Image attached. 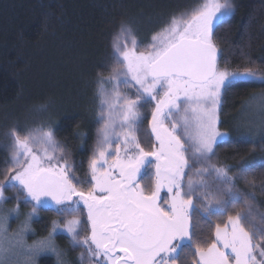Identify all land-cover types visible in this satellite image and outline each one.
<instances>
[{
	"label": "snow or ice",
	"instance_id": "snow-or-ice-1",
	"mask_svg": "<svg viewBox=\"0 0 264 264\" xmlns=\"http://www.w3.org/2000/svg\"><path fill=\"white\" fill-rule=\"evenodd\" d=\"M231 8L229 0H204L190 19L186 14L180 20L174 17L160 46L154 43L155 51L147 54H137L134 37L132 49L114 45L118 55L109 79L116 81L115 99L101 85L102 127L89 163L88 189H81L83 182L72 173L73 165L51 130L35 129L23 138L15 130L8 169L15 174L7 184L0 183V204L7 199L5 188H10L23 194L25 204L35 202L33 214L37 207H54L57 215L72 217L61 221L64 229L98 264H187V257L191 264H264V227L250 220L251 198L235 188L224 168L211 163L213 145L222 136L216 127L222 91L257 79L250 68L242 73L217 68L211 34L215 24L226 22ZM121 67L126 70L120 72ZM260 83L264 85V79ZM121 84L139 86L135 99L126 94L120 98ZM152 102L149 133L143 130L141 108ZM34 146L42 151H33ZM57 152L62 155L56 157ZM256 167L264 168V161L242 165L238 171L245 175ZM242 200L247 213L229 215L227 223L215 224L213 231L211 218ZM81 205L90 224L84 239L78 218ZM13 211L18 215L19 207ZM194 215L208 226L209 234L196 231ZM6 220L0 216V232ZM30 220L31 214L25 228ZM259 220L264 225V215ZM58 227L54 223L53 232ZM20 245L17 239L7 248L0 246V264ZM43 249L59 257L51 238L27 251Z\"/></svg>",
	"mask_w": 264,
	"mask_h": 264
},
{
	"label": "trees",
	"instance_id": "trees-1",
	"mask_svg": "<svg viewBox=\"0 0 264 264\" xmlns=\"http://www.w3.org/2000/svg\"><path fill=\"white\" fill-rule=\"evenodd\" d=\"M203 3L204 0H0V183L7 184L12 173L8 169L13 164V131L18 130L23 138L35 129H44L52 131L73 165L72 173L83 182L81 189L86 191L89 163L102 127L101 85L115 99L116 81L109 79L118 55L114 45L132 49L134 37L137 54L153 52L151 46H160L157 42L174 17L180 20L186 14L185 18L190 19ZM229 3L232 8L226 22L217 23L211 34L219 52L218 70L242 73L250 68L257 73V79L222 91L216 125L222 136L213 145L211 163L224 168L235 188L248 194L254 214L250 220L264 227L259 220L264 215V168L256 167L245 175L238 171L242 165L264 161L263 127L244 130L242 123L246 110L257 111L260 118L264 112V85L260 83L264 79V0ZM122 28L130 34L122 32ZM125 70L119 68L120 72ZM137 87L121 84L120 98L126 94L135 99ZM251 102L253 109H248ZM119 108L117 104L115 110ZM151 110L153 103L141 108L143 130L149 133ZM33 151L42 149L34 146ZM54 155L60 157L62 153ZM4 196L7 199L0 206L9 212L18 206L27 220L33 203L25 204L23 194L10 188H5ZM223 199L227 203L228 195ZM81 209L78 218L84 239L89 228L82 206ZM247 211L243 200L228 204L222 214L211 218L212 230L215 224L226 223L229 215H244ZM71 218L57 215L54 208L37 207L28 223L33 231L28 240L51 238L59 252V257L57 253L41 255L37 264H98L87 255L86 246L74 244L70 236L57 233L50 237L53 223ZM192 223L198 233L209 234L199 216L194 215ZM191 260L187 257V264Z\"/></svg>",
	"mask_w": 264,
	"mask_h": 264
},
{
	"label": "rangeland",
	"instance_id": "rangeland-1",
	"mask_svg": "<svg viewBox=\"0 0 264 264\" xmlns=\"http://www.w3.org/2000/svg\"><path fill=\"white\" fill-rule=\"evenodd\" d=\"M163 38H164V35L161 37L160 40H162ZM159 41L157 43L160 45ZM128 78H129V80H131L130 76ZM131 83L134 85L135 81H131ZM136 86H138V85H136ZM255 101L256 100H254L253 102H255ZM253 102H251L249 105H247L248 109H253ZM152 103H153V109H154L155 102H152ZM261 108H264V105ZM246 111L247 112L245 114H243V119H242L244 130L256 131L260 127H263V130H264V112L261 113V115L263 117L260 118V114H258L257 111H248V110H246ZM151 112H152V110H151ZM150 123H151V118L149 120V127L147 124V131H148V129L151 131ZM220 138L221 137H218L217 141ZM153 142L155 143V141H153ZM18 170L19 169H17V171ZM152 171H154V169H152ZM14 174L15 173L12 172L11 176ZM11 176L9 177V180L11 179ZM8 181H7V183H8ZM85 189H86V187H85ZM163 195H164V193H162V196ZM74 199H79V198L76 197ZM32 203L34 204V201ZM81 206L83 207V205H81ZM83 209L86 213V219H87V209L86 208H83ZM30 214L32 216L33 212H30ZM0 216H6L7 217L6 222L2 225V228L4 229V231L0 232V246L7 248V247H9L10 244L14 243L17 239L21 240L20 246L12 249L9 253L5 254V257H6L5 258V264H37V260L41 255L46 254V253L56 254V252H53L50 249H43L37 253H29L27 251L28 248L35 247L38 241H44L45 239L35 237L33 241L29 242L28 237L33 235V231L30 230L29 225L27 228H25L24 225H25L26 220L23 218V215L20 212L17 215L16 212H14V211L9 212L8 209H5V207L0 206ZM87 222H88V220H87ZM53 224L49 228L50 237L55 236V234H57V233H62L66 236H69L68 233L66 232V230L64 229V224L61 223V221L58 223L56 222V224L59 225L56 232H53ZM88 228H89V234H88V236H89L90 235V224H89V222H88ZM89 243H90V241H89ZM54 247H55V245H54ZM55 249L58 252L57 247ZM94 258L97 261V258L96 257H94ZM101 260H102V258H101Z\"/></svg>",
	"mask_w": 264,
	"mask_h": 264
},
{
	"label": "water",
	"instance_id": "water-1",
	"mask_svg": "<svg viewBox=\"0 0 264 264\" xmlns=\"http://www.w3.org/2000/svg\"><path fill=\"white\" fill-rule=\"evenodd\" d=\"M218 62H219V52L217 50V68H218ZM154 141V140H153ZM54 208V207H53Z\"/></svg>",
	"mask_w": 264,
	"mask_h": 264
}]
</instances>
